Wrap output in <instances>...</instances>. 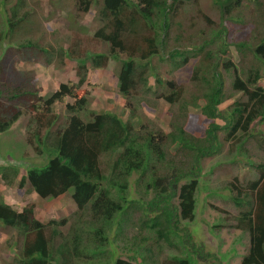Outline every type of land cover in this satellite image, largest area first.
Listing matches in <instances>:
<instances>
[{
    "label": "trees",
    "instance_id": "1",
    "mask_svg": "<svg viewBox=\"0 0 264 264\" xmlns=\"http://www.w3.org/2000/svg\"><path fill=\"white\" fill-rule=\"evenodd\" d=\"M7 1H1L3 16ZM182 1L102 0L98 11L102 24L94 39L108 44L105 52L81 47L82 51L76 54L73 46L68 49L60 46L54 52L32 40L26 42L28 45L19 44L20 49L27 46L47 53L49 62L55 53L61 60L68 57L77 61L78 81L62 82L47 97L34 88L26 75H18L12 83L8 80L16 74L8 69L7 53L12 48H6L4 60H0V81L6 86L4 90L0 87V133L9 130L24 112L31 114L34 125L29 131L40 142L39 154L46 158L41 164L27 166L19 188L28 186L29 192L35 191L44 199L58 198L73 188L72 198L77 205L70 225L68 217L45 223L37 219L34 203L19 211L0 192V221L8 228L17 229L25 239L21 252L15 253L18 264H81L84 260L85 264H142L118 256L109 237L115 225L120 226L121 235L122 225L130 222L138 207L154 214L143 227L154 230L159 241L183 246L191 255L173 256L172 261L164 264H194V260L199 264V260L209 262L216 258L213 252H205L202 244L193 241L191 233L179 228V222L196 217V195L205 158L221 153L225 142L230 143L231 153L237 149L248 153L246 145L252 138L264 153V136L252 132L253 123L258 118L264 120V85L260 83L264 76V37L255 44L250 40L234 43L241 53H252L254 63L246 69L226 56L230 44L224 23L220 29L212 28L202 44L185 45L183 36L174 39L171 36L175 12ZM214 2L225 15L231 14L241 0ZM23 3L19 0L11 8V16L0 34L2 41L8 34L12 37L19 34L24 25L32 22L30 12L23 10ZM96 3L97 0H76L78 15L88 13ZM260 15L264 16V12ZM123 54L126 58L121 57ZM121 58L118 87L130 113L127 120L116 112L91 110L90 97L82 89L90 68H106L111 61ZM165 62L170 66V74L186 70L182 82L175 75L167 78L160 74L158 66ZM14 69L17 70L15 65ZM226 73L231 78L229 94L225 91ZM151 78L155 89L150 84ZM149 92L178 107L172 111L169 132L153 121L141 120L138 111L148 99L145 93ZM235 92L243 93L247 99L236 101L230 110H221L220 105ZM5 96H10L9 102L4 100ZM200 100L204 101L202 105ZM57 104L65 105L67 122L52 130L60 117ZM190 107H200L210 119L200 137L187 131ZM218 119L224 120V124L217 122ZM222 131L226 133L225 140H221ZM45 143L54 153L49 161L43 152ZM173 146L183 153L181 158L172 154ZM107 155L111 158L108 171L103 168ZM246 157L258 170V177L249 180L244 191L233 182L227 188L232 191L229 198L239 209L234 227L250 238L242 264H264V154L257 162L248 154ZM12 167L0 171L9 185L15 183L21 166ZM134 172L141 173L140 179L154 191V197L146 204L127 197ZM175 198L178 203L173 202ZM67 225L68 231L60 228ZM173 235L179 240L173 242ZM107 245L112 251L106 250ZM147 252L153 255L154 249L148 247Z\"/></svg>",
    "mask_w": 264,
    "mask_h": 264
},
{
    "label": "rangeland",
    "instance_id": "2",
    "mask_svg": "<svg viewBox=\"0 0 264 264\" xmlns=\"http://www.w3.org/2000/svg\"><path fill=\"white\" fill-rule=\"evenodd\" d=\"M0 0V34L3 32L7 17L11 16V8L19 0H8L5 6L6 15L3 16V5ZM24 3L23 10L31 14L32 22L24 25L15 34L14 37L8 34L2 41L0 38V60H4L6 48L12 50L8 57L9 70L16 75L9 78L14 82L18 75L28 77L30 82L38 89L40 94L47 97L51 92L56 90L62 82H77L76 73L77 61L66 57L62 59L57 53L48 61V54L37 49H28L27 46L20 49L19 44L32 40L35 44L43 47H50L51 51L57 52L60 46L68 49L70 46L76 48V54L80 53L81 47L90 51L105 52L108 51V44L94 39V34L102 22L99 20L98 11L102 0L97 3L91 10L84 14L78 15L76 0H21ZM262 6L256 0H241L240 5L236 7L231 14H221L220 8L214 0H183L179 4L173 23L172 38L181 35L182 43L185 45L202 44L204 38L211 34L212 28L220 29L222 23L226 26L229 47L227 57L240 68H249L254 63L251 52L246 54L238 51L236 43L240 40H250L255 44L264 37V0H260ZM100 2V3H99ZM78 15V16H77ZM236 20H241L236 21ZM212 21V22H211ZM77 34L80 37H77ZM174 36V37H173ZM172 39L171 44L175 43ZM11 46H10V45ZM28 45V44H27ZM38 46V45H37ZM0 47V48H1ZM122 58H126L123 54ZM122 58L111 61L106 68H90L88 80L82 89L90 97L89 108L97 112H116L123 119L129 118V111L125 108L126 100L119 92L118 73L122 66ZM14 65L17 70L14 69ZM160 74L165 77L175 75L182 82L186 70H180L170 74V66L167 62L159 64ZM264 74V73H263ZM173 77V76H172ZM1 80V79H0ZM264 85V76L260 80ZM155 89L154 79H150ZM187 85V84H185ZM0 87H3V80L0 81ZM6 86L3 87V90ZM162 92V89H158ZM154 91V90H153ZM225 91L227 94L232 92L231 78L226 73ZM147 101H143L138 113L143 122L153 121L166 131L171 129L172 111L177 110V106H172L163 97L156 95L154 92L145 93ZM10 96L4 97L9 102ZM247 97L243 93L235 92L228 96L220 105L221 110H230L236 101H244ZM69 101L73 99L68 98ZM204 101L200 100L202 105ZM25 109L26 107L23 106ZM56 110L59 112V119L55 122L52 130H56L67 122V112L64 104H57ZM187 131L195 136H202L209 126L210 119L203 115L200 107H190L188 115ZM217 122L224 124V120L218 119ZM34 125V119L31 114L25 113L20 116L17 122L7 131L0 133V171L7 167L12 170V166H21L19 168L18 178L13 185L6 183L0 175L3 190H8L7 194L12 196L15 206H23L28 203L36 205V217L42 222L47 223L49 220L69 218V225L77 212V205L72 198L74 189L69 193L53 199H44L34 192L28 191V186L19 188L20 178L26 175L27 166L31 164H41L46 158L39 153L40 142L30 133ZM252 132L256 135L264 136V120L258 118L252 125ZM221 140H225L226 133L220 132ZM32 140V143L29 141ZM250 144L246 145L248 153L239 151L230 152V143L225 142L222 146L221 153L207 157L203 160V170L201 173L200 186L197 191V208L196 217L192 221L180 219L179 228L192 234V239L197 244H202L205 252H213L216 258L209 262L199 260V264H242L243 255L248 251L250 238L248 234L234 227L235 217L239 209L229 196L232 191L227 186L235 183L240 188H246L249 180L258 177V170L246 157L254 158L257 162L263 157V151L260 150L250 139ZM174 147V146H173ZM172 147V154L181 158V151ZM45 151V152H44ZM43 152L49 156L48 161L54 155L48 144L45 143ZM111 158L105 156L103 159V168L108 171ZM7 171V170H5ZM11 173V172H10ZM141 173L134 172L130 178V187L127 191V197L137 200L140 204H146L154 197L153 189H148L147 182L140 179ZM148 176V173H146ZM235 193V189H234ZM14 196V197H13ZM27 202V203H26ZM178 203V199L173 200ZM138 207L134 210L133 217L128 224H124L121 235L120 226L115 225L109 233L110 240L113 242V250L118 256L129 258L134 262L142 264H164L173 260V256H191L184 251L183 246H175L165 240H158L156 232L152 229L143 227V223L150 220L154 214L146 213L145 210ZM122 219V217H120ZM60 227L68 231V226ZM0 221V264H18L14 260L15 253L21 252L25 239L22 238L17 229L8 228ZM183 234V232H181ZM32 236L31 238H33ZM173 242L178 241L177 236H171ZM179 243V242H177ZM148 247H152L154 252L150 255L147 252ZM112 247L107 245L106 250ZM89 253V251H88ZM152 256V257H151ZM195 256V254H193ZM144 258V260H143ZM147 258L148 261H147ZM96 259V258H95ZM94 259V260H95ZM193 259V258H192ZM87 260V259H86ZM85 260L81 264H85ZM194 264L197 262L194 260Z\"/></svg>",
    "mask_w": 264,
    "mask_h": 264
},
{
    "label": "crops",
    "instance_id": "3",
    "mask_svg": "<svg viewBox=\"0 0 264 264\" xmlns=\"http://www.w3.org/2000/svg\"><path fill=\"white\" fill-rule=\"evenodd\" d=\"M7 191H8V190H6V191L3 190V188H2V182L0 181V192H1V194L3 195L4 200H5L7 203L11 204L14 208H16V209H18L19 211H21L25 205H23V206L17 205V207H16V206H15V201H14V199H12V196H10V194H7V195H6ZM34 195H38V194L34 191ZM13 197H14V196H13ZM26 203H27V202H26Z\"/></svg>",
    "mask_w": 264,
    "mask_h": 264
}]
</instances>
